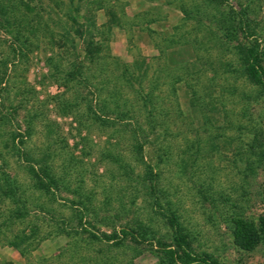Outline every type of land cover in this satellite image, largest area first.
<instances>
[{
  "label": "rangeland",
  "instance_id": "obj_1",
  "mask_svg": "<svg viewBox=\"0 0 264 264\" xmlns=\"http://www.w3.org/2000/svg\"><path fill=\"white\" fill-rule=\"evenodd\" d=\"M181 1L194 0H0V60L9 62L0 179H14L29 211L9 220L0 180V264H157L147 245L65 237L50 218L74 226L84 201L101 231L141 221L165 238L145 195L147 170L196 252L264 264V243L245 252L232 236L235 219L256 220L264 206V95L243 77L224 26L186 18ZM228 3L258 23L264 48V0ZM77 63L81 76L71 79ZM17 150L46 159L60 183L53 197L35 188ZM22 234L31 238L11 247Z\"/></svg>",
  "mask_w": 264,
  "mask_h": 264
},
{
  "label": "trees",
  "instance_id": "obj_2",
  "mask_svg": "<svg viewBox=\"0 0 264 264\" xmlns=\"http://www.w3.org/2000/svg\"><path fill=\"white\" fill-rule=\"evenodd\" d=\"M72 1V0H71ZM228 7L227 13L215 16L211 10H219L220 7ZM180 11L186 18L202 15L206 18H212L224 26L223 37L227 42H234L233 49L240 62V68L243 77L258 91L264 95V48L257 33L258 23L246 16L245 10L235 11L228 3V0H194L191 7H188L183 1L180 3ZM219 12V11H218ZM208 14L210 16H208ZM199 21V19H198ZM4 26V25H2ZM9 23L5 25L8 28ZM9 30V28L7 29ZM11 46V51L16 52V48ZM52 59H49L51 62ZM77 63L68 73L69 78L81 76V66ZM9 66L7 60H0V87L5 85V76ZM104 112L102 122L110 121L107 117L108 109L102 104L101 109ZM121 116H126V112H116ZM94 114V113H93ZM3 118V117H0ZM101 118V117H100ZM125 118V117H124ZM23 136L14 135L11 139L13 144H22ZM138 151L142 150V145H137ZM261 152V150H258ZM18 158L25 164V171L36 189L53 197L56 191L60 189L59 179L47 164L44 157L33 158L24 151H15ZM259 154V153H258ZM260 154V159H261ZM259 159V160H260ZM4 163V162H3ZM1 182L3 184L4 196L13 203L10 210L9 220L20 219L28 216L29 211L26 203L19 195V188L15 185L14 179L2 173ZM145 187V195L150 198L149 206L151 210L159 215L165 225L168 227V235L158 236L156 231L141 221H135L132 226L111 227L110 231H101L87 220L88 205L84 201H77L80 207L75 208L76 224L70 225L66 219H58L51 216V221L55 223L56 234L65 237L83 236L93 243L109 244L117 247L125 245L149 246V250L154 254L157 264H220L212 255L204 252H196L193 247L186 229L179 220L176 212L168 205L161 203L160 195L157 190L156 181L151 170H147L142 180ZM147 184V185H145ZM77 205L75 202H72ZM37 227L33 226L31 234L36 233ZM31 235L22 234L15 237L10 246L18 248L21 244L27 242ZM233 242L240 250L250 252L261 243H264V206L262 212L256 220L237 218L233 221L232 229Z\"/></svg>",
  "mask_w": 264,
  "mask_h": 264
}]
</instances>
